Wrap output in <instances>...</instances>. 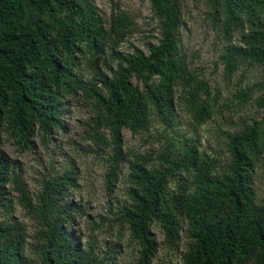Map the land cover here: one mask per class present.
Segmentation results:
<instances>
[{"label":"trees","instance_id":"16d2710c","mask_svg":"<svg viewBox=\"0 0 264 264\" xmlns=\"http://www.w3.org/2000/svg\"><path fill=\"white\" fill-rule=\"evenodd\" d=\"M149 2L160 19L161 41L149 42L148 52L136 46L124 52L120 45L134 25L125 10L104 20L94 0H0V208L11 214L12 192L19 193L39 224L42 264H117L119 245L96 251L75 227L87 211L69 197L78 185L73 169L45 177L33 198L21 168L2 150L4 133L22 150L34 149L40 132L49 142L55 130L66 128L67 95L88 91L99 109L95 137L110 149L108 194L120 180L122 163L129 162V202L119 206L114 220L137 243L138 264H152L160 251L156 223L170 249L186 238L182 264H264V203L254 186L264 156V113L227 136L230 157L222 170L204 156L198 139L167 136L175 131L179 87L197 125L216 110L209 83L181 53V0ZM210 3L213 26L228 42L220 56L225 75L232 77L244 63L260 66L261 79L239 93L264 112V0ZM238 31L239 44L233 43ZM108 52L112 62H104ZM83 60L94 72L92 80L83 76ZM255 89L260 93L253 97ZM154 117L164 125L166 146L156 155L125 152L122 130L148 131ZM27 237L20 221L0 220V264H31Z\"/></svg>","mask_w":264,"mask_h":264},{"label":"rangeland","instance_id":"374dc122","mask_svg":"<svg viewBox=\"0 0 264 264\" xmlns=\"http://www.w3.org/2000/svg\"><path fill=\"white\" fill-rule=\"evenodd\" d=\"M104 20L120 10L127 11L134 19L131 33L124 40L119 50L133 51L134 46L148 52L149 42L161 41L160 19L151 9L149 0H94ZM184 24L180 28L181 53L186 58L189 69L200 79L206 80L212 91L210 103L216 112L211 119L197 125L191 110L177 90V113L175 131L167 132V136L194 137L200 141V150L205 157L216 161L222 170L229 161L227 136L240 130L245 124L262 116V110L254 99H243L239 91L248 88L261 79L262 68L257 65L241 64L232 77H227L224 65L220 60L225 46L219 27H214L210 13L213 11L210 0H181ZM233 43H241V31L235 32ZM108 52L104 62H112ZM104 62L101 68L106 70ZM85 80H92L94 72L83 60L81 64ZM136 82L135 79H133ZM100 87L102 85L99 84ZM99 87V88H100ZM91 91V90H90ZM256 89L252 96L259 95ZM62 120L66 126L63 130H55L49 142H45L42 132L34 138V149L22 148L4 133L3 152L23 172V178L33 196L39 194L42 180L54 174L73 169L77 173L78 185L70 189L69 197L86 207V215L78 218L75 225L84 242L93 245L96 251L108 252L113 245H119L120 252L115 258L117 264H138V245L131 240L130 231L126 226L114 220L115 212L123 203L129 202L128 189L129 162L122 163V172L112 194L106 189V173L109 166L110 149H102L95 137L98 105L89 92L80 90L76 95H67ZM164 125L158 118L148 131L133 133L129 128L122 130L123 149L129 154L146 153L162 150L167 142L162 136ZM38 131V129H37ZM100 132L109 137V131L100 127ZM133 160V157H130ZM157 160V159H155ZM155 162V161H153ZM254 186L258 201L264 203V156L256 166ZM12 190V185H9ZM14 209L10 214L0 208V220L10 218L20 221L27 228L26 253L31 264H42L40 259L39 224L34 215L28 212L19 198V193L12 192ZM157 237L159 250L152 264H182L187 240L182 238L176 248L170 249L165 244V236L158 223L153 227Z\"/></svg>","mask_w":264,"mask_h":264}]
</instances>
